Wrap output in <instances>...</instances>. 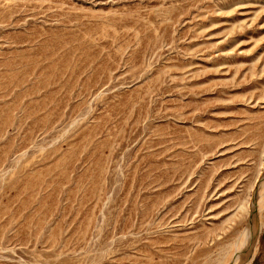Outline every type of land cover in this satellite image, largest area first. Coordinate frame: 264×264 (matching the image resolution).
I'll return each instance as SVG.
<instances>
[{
	"label": "rangeland",
	"instance_id": "obj_1",
	"mask_svg": "<svg viewBox=\"0 0 264 264\" xmlns=\"http://www.w3.org/2000/svg\"><path fill=\"white\" fill-rule=\"evenodd\" d=\"M263 174L264 0H0V264H219Z\"/></svg>",
	"mask_w": 264,
	"mask_h": 264
},
{
	"label": "bare ground",
	"instance_id": "obj_2",
	"mask_svg": "<svg viewBox=\"0 0 264 264\" xmlns=\"http://www.w3.org/2000/svg\"><path fill=\"white\" fill-rule=\"evenodd\" d=\"M262 177L263 178L259 180L258 185L256 186V187H258V190H257L258 198L257 199L253 198V201H252L253 202L252 206H255L254 207L255 214L253 216V219L251 220V218H250L249 223L247 225V228L240 235L239 239L235 241V243H234V245H232L231 249L229 248L230 250H227V252L224 253L225 255L223 254L225 257L222 256V260L224 259V261L219 259L222 261V262H220L218 260L219 264L234 263L236 261V257H237V255H235V251L240 252L241 250H243L245 248V245H249L251 248L253 247V250L256 247L257 237H258V234H259V231L261 228V222L258 219V214L260 212L259 209H260V205H261V203H259V201L263 200L262 203L264 202V174ZM248 235H250L251 237H250L248 244H246L244 240H245V238H248L247 237Z\"/></svg>",
	"mask_w": 264,
	"mask_h": 264
}]
</instances>
